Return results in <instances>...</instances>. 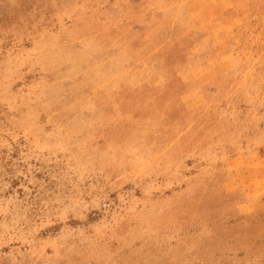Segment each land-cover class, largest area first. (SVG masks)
Masks as SVG:
<instances>
[{"label": "rangeland", "instance_id": "1", "mask_svg": "<svg viewBox=\"0 0 264 264\" xmlns=\"http://www.w3.org/2000/svg\"><path fill=\"white\" fill-rule=\"evenodd\" d=\"M0 264H264V0H0Z\"/></svg>", "mask_w": 264, "mask_h": 264}]
</instances>
